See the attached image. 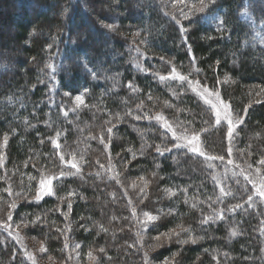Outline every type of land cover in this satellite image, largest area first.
<instances>
[{
  "label": "trees",
  "instance_id": "obj_1",
  "mask_svg": "<svg viewBox=\"0 0 264 264\" xmlns=\"http://www.w3.org/2000/svg\"><path fill=\"white\" fill-rule=\"evenodd\" d=\"M160 1H0L12 33L0 41V222L28 227L22 237L40 241L46 264H61L71 242L81 261L90 250L100 264L264 260L259 210L239 203V185L220 191L206 161L163 127L198 132L209 154L226 153L223 125L186 77L227 101L242 156L264 161V45L249 43L264 31V0H210L180 24ZM31 3L42 8L33 16ZM141 213L155 219L137 234ZM30 263L0 228V264Z\"/></svg>",
  "mask_w": 264,
  "mask_h": 264
},
{
  "label": "rangeland",
  "instance_id": "obj_2",
  "mask_svg": "<svg viewBox=\"0 0 264 264\" xmlns=\"http://www.w3.org/2000/svg\"><path fill=\"white\" fill-rule=\"evenodd\" d=\"M1 1V0H0ZM212 1V0H211ZM162 2V3H161ZM210 0H161L160 4H162V11L168 13L178 24L180 21L186 17H190L194 14H197L205 9L208 5ZM200 6L204 5V8L200 11H192V6ZM25 12H27L30 16H33L37 13V11L41 10L42 8L34 3H31L30 6L26 5L24 7ZM166 8V9H165ZM15 12H20L21 18L23 16V7L22 10L17 6L14 5ZM0 11L8 12L10 11L9 5L0 6ZM3 16V15H2ZM139 15H135L138 18ZM249 16V15H248ZM246 16V20L251 22V19ZM20 17V16H19ZM2 19V18H1ZM83 23L89 26V36L94 38L98 41H103L104 36H100L95 31L90 28V21L88 19H83ZM0 32L2 33V37L0 36V41H7V38H10L11 28L6 25L0 23ZM250 45L259 44L264 45V32L260 34H255L251 37ZM11 47L15 50L14 44H11ZM99 58L102 59L106 56V50L103 49L98 54ZM11 70H14L15 66L13 62L10 64ZM175 73H173L174 75ZM179 75L176 73V76ZM177 79V78H176ZM182 83L186 84L194 94L200 98L205 104H207L208 108L214 113L215 121L220 125H223L222 128L224 129L225 133V148L226 153L224 155H211L209 154L204 144L202 143L201 134L200 133H190L187 131H180V128H176L172 123H164L165 131H167L171 137L174 139L175 145H179L186 149L187 151L200 156L201 158L205 159L206 163L212 169V175L216 182L217 187L219 190H226L229 188L228 193L233 192L231 185H239V191L236 192H243L239 199V203L241 200H247V208L250 212L255 210H259L258 216L262 219L258 222L259 227L262 228L260 231L261 239L260 242L263 244V252H264V198L256 195L253 196L252 206L250 207L248 204V196L255 194L264 190V164L261 161L254 163L251 161L249 156L245 155L242 156L243 148L239 146V136H237V132L239 131V125L241 123L239 117H237L232 110L230 109L227 101L219 95V93L215 90L207 88L206 86L195 84L194 82L188 81L186 77L181 76L179 79ZM80 95L82 98L79 99V102L76 101L75 97ZM83 94L82 93H75L72 96V101L76 105H81L83 103ZM1 145H0V156H1ZM54 177H45L43 180L40 179L39 184L36 188V193L40 196L43 193H48L52 187L54 182ZM234 207V206H231ZM253 208V209H252ZM142 216L139 218V224L135 222V231L138 234L143 228L140 226L143 224L147 227V222H151V218L148 217L145 213H141ZM152 216V215H151ZM137 219V218H135ZM24 225V224H23ZM0 228L3 229L4 232H10L12 236L16 239L19 243V247L21 248V254L28 260L33 261L36 264H46L47 261L42 260V257L45 253L44 246L40 243L39 240L33 237H26L23 238V234L21 231L26 232L28 234L27 229L28 227L21 226V231L18 226H9L6 221L0 222ZM236 230L232 229V232ZM19 232V234H18ZM73 244V245H72ZM79 245L75 242H71L69 251L65 255V260L61 264H80L83 262H88V264H100L97 257L95 256L93 251L88 250L85 257H81V259H85V261H81L79 259ZM100 253L101 250H98ZM143 251V249H142ZM106 254L105 252L103 255ZM38 256V258H36ZM145 256V255H144ZM145 260V259H144ZM90 262V263H89ZM172 261H162V262H151L147 261L146 264H170ZM264 264V260L262 261ZM260 262V263H261ZM31 264V263H30ZM108 264V263H107Z\"/></svg>",
  "mask_w": 264,
  "mask_h": 264
},
{
  "label": "snow or ice",
  "instance_id": "obj_3",
  "mask_svg": "<svg viewBox=\"0 0 264 264\" xmlns=\"http://www.w3.org/2000/svg\"><path fill=\"white\" fill-rule=\"evenodd\" d=\"M204 8V5H200V6H196V5H193L192 6V11H200L201 9H203ZM69 10L67 9V8H65L64 9V13L66 14L67 12H68ZM105 27H108V28H112L113 26L112 25H105ZM208 38H210V37H208ZM86 91V90H85ZM65 95H70V93H67V94H65ZM77 98H82L80 95H77L76 97H75V99H76V101H78L79 102V99H77ZM176 147H179V145H176ZM166 150H168V149H166ZM157 151L158 152H160L161 151V149L159 148V147H157ZM261 163L262 164H264V161H261ZM256 195H258V196H260L261 198H264V190H262V191H260V192H257V193H255V194H252V195H249L248 196V204H249V206L251 207L252 206V202H253V196H256ZM231 210V209H230ZM148 217H150L151 219L150 220H153V219H155V217H153V216H151V215H149V214H147V213H145ZM221 219H223V217H220ZM236 233H235V231H233L232 232V235H235ZM197 239H199V238H195V239H191V242L192 243H196L197 242ZM187 241H183V243H186Z\"/></svg>",
  "mask_w": 264,
  "mask_h": 264
}]
</instances>
